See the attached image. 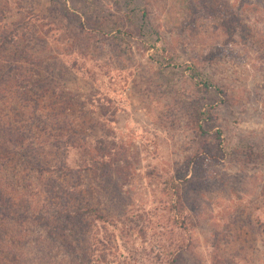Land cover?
Returning <instances> with one entry per match:
<instances>
[{
    "label": "rangeland",
    "instance_id": "1",
    "mask_svg": "<svg viewBox=\"0 0 264 264\" xmlns=\"http://www.w3.org/2000/svg\"><path fill=\"white\" fill-rule=\"evenodd\" d=\"M0 48L15 77L41 68L71 95L85 146L41 138L47 160L82 168L52 194L85 212L60 222L48 178L1 167L22 221L0 220V264H264V0H0ZM15 82L0 79L7 127Z\"/></svg>",
    "mask_w": 264,
    "mask_h": 264
},
{
    "label": "trees",
    "instance_id": "2",
    "mask_svg": "<svg viewBox=\"0 0 264 264\" xmlns=\"http://www.w3.org/2000/svg\"><path fill=\"white\" fill-rule=\"evenodd\" d=\"M237 13L238 11L229 12V16H238ZM4 41L5 42H3V45L5 46L6 44L7 46V44H11V42L16 44L18 39L14 38V36L11 37L5 35ZM2 48H0V55H2L4 52L3 50H5ZM23 52L24 51L20 48L19 43L15 51L11 53L13 61L20 62L24 58ZM15 69V64L9 69L7 66H0V79L7 80L13 78L16 81L14 85L17 86V90L14 92L16 109L15 115L13 116L15 122H10V127H7V124L5 123L0 122V178L1 174L5 172V169L1 168L4 164H7L8 162L11 163L12 161H16V164L20 162V165L26 164L30 167L29 171H33V173H35L36 178H48L47 185L44 187L42 193L47 195L49 207L53 208L52 210H54L56 213V221L60 222L64 218H73V215L84 214L85 211H81L83 210L81 206L78 207V210H71L72 208L67 206L66 201H64L63 204L61 201L55 200V196L64 199V195L53 196L52 194L53 191L56 190L55 188L58 184L62 188H65L64 183H62L63 180L60 182L58 180L60 176L67 178L69 175H76L79 170L81 172L82 168L78 166L76 170L75 168L68 167L65 161V163L61 164V162L57 160H47L45 155L47 151L46 149L50 144H52V142H49L47 145H45L41 139L46 137V141H48L51 135L53 136L52 140H57L56 146L63 145L66 147L67 152L69 149H82L85 147L83 145L84 137L81 138L82 133L77 132L78 130L73 129L72 127L76 126L74 125L75 120L73 119V114H71L74 111L75 102L72 100V97L69 95V93H58L60 86L57 84V82L52 80L50 75L51 72H49L47 76H39V79L36 81L37 77L33 78L34 73L36 72V76L37 74L40 75L41 68H34L32 72H28L26 73L27 76H24V73L20 74L19 72V70L22 69V66H17L18 71L15 72V74H17L19 77L14 76L13 72ZM192 71L194 76H200L195 67H193ZM50 83L52 84L53 89L48 86ZM205 85L207 87L211 86L210 83H205ZM20 104L23 108L29 107V115L26 116L20 110ZM69 111H71V113ZM206 114L209 113H198L199 121H197V124L201 130V122L206 120L204 119V115ZM71 117L73 120L69 122H62V119H71ZM69 123H71V128H68L67 130L70 131L68 132L70 135L67 136V133L64 129L68 127L67 124ZM101 144L98 147L99 151L104 149ZM7 145L10 146L9 150H6ZM115 164L116 163L103 162L100 166L104 168L106 171L105 174H108L109 177L114 176L115 172H119L117 174L120 176L121 169L119 164H116L117 167ZM16 173V183L19 185L20 177L22 175L20 171H16ZM9 188L10 186H4L3 188V186L0 184V220H3L4 218H12L15 222H17L21 219L22 210L12 214V211L14 210L13 208H17L19 203L15 196L17 189L15 190L14 194H12L7 191L13 190L14 187H11L12 189ZM76 189L77 188L73 190V193L70 192V195L76 196ZM21 207L24 208L23 205H21ZM30 207L32 208L33 204H31ZM94 211L98 212L97 209L91 210V212ZM44 213L45 212L42 211V213L38 215L39 222L46 225L52 223V221ZM26 216L27 214H25L23 218ZM34 217L36 218V216ZM96 217H101V219H103L99 212L96 214Z\"/></svg>",
    "mask_w": 264,
    "mask_h": 264
}]
</instances>
